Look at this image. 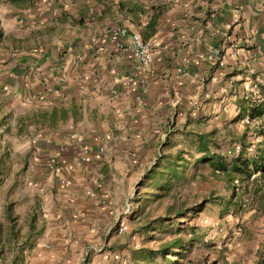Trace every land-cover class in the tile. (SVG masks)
Returning <instances> with one entry per match:
<instances>
[{"label":"crops","instance_id":"0c3cea01","mask_svg":"<svg viewBox=\"0 0 264 264\" xmlns=\"http://www.w3.org/2000/svg\"><path fill=\"white\" fill-rule=\"evenodd\" d=\"M49 1L0 0V166L19 156L17 178L34 190L21 203L36 213V223L0 262L79 264L84 247L95 244L104 251L83 264H126L135 243L123 238L130 216L123 235L107 230L161 151L188 153L196 149L193 132L215 129L226 144L212 153L230 160L239 145L229 144L227 126L239 131L246 123L253 136L264 127V118L232 121L245 95L257 99V79L264 83V0ZM132 7L138 10L130 14ZM152 14L158 17L147 30ZM116 26L130 27L159 49L139 105L137 80L145 72L110 41ZM214 45L222 57L211 66L206 55ZM17 141L16 156L10 150ZM86 146L87 158L79 161Z\"/></svg>","mask_w":264,"mask_h":264},{"label":"rangeland","instance_id":"374dc122","mask_svg":"<svg viewBox=\"0 0 264 264\" xmlns=\"http://www.w3.org/2000/svg\"><path fill=\"white\" fill-rule=\"evenodd\" d=\"M192 127L196 128V125ZM215 136L217 144H226L222 133L221 137L218 133ZM261 138H252L253 143L257 145ZM21 146L18 141L12 142L10 151L17 156ZM175 146V149H189L187 144ZM199 156L196 149L183 153L188 161L183 167L184 179L168 186V190L157 189L154 185L144 189V183L136 185L135 190L140 191L141 199L135 201L134 196L136 211L128 220L129 228L123 238L134 240V248L145 240L146 245L156 247V239H146V234L136 228L143 221L167 216L174 225L177 223L182 228L180 235L186 241L194 239L190 253L182 264H256L264 229V174L256 172L247 180L236 179L228 184L221 176L213 174L208 165H197L195 160ZM17 158L9 162L6 157L8 164L4 162L1 166L0 261L10 258L11 246H18L25 237L22 232L25 233L31 223H36L34 209L21 203L27 194L33 199L34 190L27 186L28 179L25 183L17 178L21 169ZM24 185L29 188L28 193ZM162 192L163 195L157 197ZM180 206L182 208L178 210ZM180 210L185 214H177ZM166 236L163 240L170 238L171 234Z\"/></svg>","mask_w":264,"mask_h":264},{"label":"trees","instance_id":"16d2710c","mask_svg":"<svg viewBox=\"0 0 264 264\" xmlns=\"http://www.w3.org/2000/svg\"><path fill=\"white\" fill-rule=\"evenodd\" d=\"M25 2L27 0H19ZM124 5L120 4L119 8L123 9ZM130 14L137 12V8H126ZM143 9H140L142 11ZM143 12V11H142ZM158 15L152 14V17L146 23V28L153 29L156 18ZM1 35V31H0ZM144 38H148L149 34L144 33ZM256 77L253 76V80ZM254 90L257 91L258 98H251L250 95H245L242 98V103H240V111L236 118L232 121H237L247 117L249 121L255 118H264V83L255 82ZM253 92V90H252ZM252 94V93H251ZM253 95V94H252ZM255 97V96H254ZM259 100V101H258ZM57 112H52L50 117H55ZM62 114V112H60ZM46 118V117H44ZM244 123L243 129L236 131L232 126H227V131L231 134L229 139L230 143H235L239 145L240 151L236 157L228 160V157L222 156L218 153H212V149L218 147L216 139V130L213 129L209 132H193L194 140L196 143V150L200 153V156L195 163L208 164L210 171L222 177L224 182L233 183L236 179L247 180L253 173L259 172L264 174V146L262 143L255 145L253 139L257 136H264V127H260L253 136L248 124ZM192 142V141H191ZM167 141L165 140L164 147L167 146ZM253 146L255 148L253 149ZM250 150H253L250 153ZM182 150L178 151L175 155L171 153L161 154L158 156L157 160L144 174L139 183H144V189H148L151 186H155L160 190H168V186L174 184L175 182L184 179L183 167H185L187 160L183 157ZM1 174V166H0ZM157 195V194H156ZM163 195L159 193L157 197ZM135 201H140L141 193L135 190ZM210 200V199H205ZM180 206L178 208L181 209ZM170 207L169 210H171ZM188 209V208H187ZM185 209V210H187ZM188 210H191L190 208ZM177 214H185V211H178ZM139 232H144L146 234V239H156L158 241V246L151 247L146 241L142 242L139 246L131 250V257H128L129 264H182L183 260L186 259L190 253L192 243L194 239L186 241L181 235L182 228L178 226L172 219L167 216L156 217L147 220L146 222H141L136 228ZM170 238H166V235H170ZM159 261V263H158ZM161 261V262H160ZM256 264H264V229H263V240L262 247L259 254V258Z\"/></svg>","mask_w":264,"mask_h":264},{"label":"built area","instance_id":"2783aa9c","mask_svg":"<svg viewBox=\"0 0 264 264\" xmlns=\"http://www.w3.org/2000/svg\"><path fill=\"white\" fill-rule=\"evenodd\" d=\"M43 3L48 5L50 3L49 0H42ZM90 11L93 10L92 8L89 9ZM108 37L110 41L115 43L117 49H119L123 53H129L131 57H133L138 64L140 65L141 69L145 72V75L138 77L137 83L142 87V90L137 93L135 96V103L140 104L142 102L143 92L145 91L149 81L154 77V73L150 70V65L154 61L155 56L159 53V49L156 48V43L152 42L151 40H144L139 32L130 29L128 26H116L109 31ZM92 42H96V38L91 39ZM104 48L99 47V52H103ZM207 60L209 61L211 66L217 65L220 58L222 57V47L220 45L210 46L207 51ZM81 55L77 57L74 62L81 61ZM257 82H261L257 79ZM126 84H129V80H125ZM107 92L110 94H115L116 89L111 87H106ZM253 95L257 96V91L253 90ZM74 135H77L76 133ZM114 134L110 133L107 136L101 139L100 146L98 147L99 152H103L105 150V146L109 140L113 139ZM37 139V137H36ZM83 153L79 158V161H85L87 155L89 153V148L86 146L82 149ZM235 152H239V147H235ZM53 167V166H52ZM134 195L135 189L129 195H127L122 203V207L117 214V225L114 227H110L107 230V233H110L114 229L116 230V234L123 235L124 231L126 230V224L123 220L131 216L136 211V205L134 204ZM101 203L105 205L106 199L102 198ZM104 245H95V244H88L82 250L80 257H79V264H83L87 261L88 257L92 252H103ZM123 263L128 262V257H124L122 259Z\"/></svg>","mask_w":264,"mask_h":264}]
</instances>
